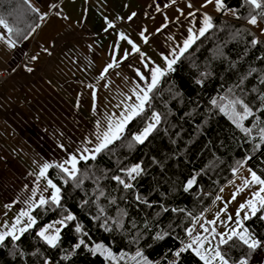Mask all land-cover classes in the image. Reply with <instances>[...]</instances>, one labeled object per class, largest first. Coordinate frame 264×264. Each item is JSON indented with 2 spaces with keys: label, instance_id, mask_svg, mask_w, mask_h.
Segmentation results:
<instances>
[{
  "label": "trees",
  "instance_id": "1",
  "mask_svg": "<svg viewBox=\"0 0 264 264\" xmlns=\"http://www.w3.org/2000/svg\"><path fill=\"white\" fill-rule=\"evenodd\" d=\"M223 2L221 12L211 17L212 27L161 75L144 110L125 125L120 139L95 159L79 160L75 179L57 167L48 169L47 179L61 189L60 206L34 208L31 216L37 223L19 240L6 237L0 243V264H144L145 259L148 264H203L191 250L175 256L189 242L187 229L244 167L264 178V34L256 29L264 26L259 14L264 0L262 9L246 0ZM253 14L256 25L249 23ZM41 16L23 0H0V18L13 28V33L4 29L15 46L40 26ZM236 100L252 110L253 115L241 121L250 133L220 111L223 107L231 114ZM236 110L242 112V106L237 104ZM150 123L155 126L145 141H135ZM136 165L142 172L131 180L127 170ZM115 176L134 187L125 189ZM69 213L76 220L61 226L57 247L37 235ZM263 214L257 212L243 223L261 246L250 249L234 238L219 247L229 264H249L259 255L264 264ZM81 239L85 244L75 248ZM98 244L103 247L94 252Z\"/></svg>",
  "mask_w": 264,
  "mask_h": 264
},
{
  "label": "crops",
  "instance_id": "2",
  "mask_svg": "<svg viewBox=\"0 0 264 264\" xmlns=\"http://www.w3.org/2000/svg\"><path fill=\"white\" fill-rule=\"evenodd\" d=\"M29 1L44 19L28 39L9 47L0 26V73L6 75L0 82V233L11 230L21 211L31 215L36 207L29 198L33 204L41 195L50 198L47 172L39 175L43 165L59 168L73 155L78 161L90 156L84 148L93 149L109 122L139 103L153 72L168 71L190 35L201 37L205 14L222 10L215 0ZM27 223L22 217L16 228Z\"/></svg>",
  "mask_w": 264,
  "mask_h": 264
},
{
  "label": "snow or ice",
  "instance_id": "3",
  "mask_svg": "<svg viewBox=\"0 0 264 264\" xmlns=\"http://www.w3.org/2000/svg\"><path fill=\"white\" fill-rule=\"evenodd\" d=\"M23 2L25 4L28 5V7L30 8L31 11L36 12L38 11V9L33 8L30 4H29V0H23ZM212 0H206V3H211ZM173 3H175V0H173ZM246 3L253 6L255 9H262V4L260 2V0H246ZM215 4H216V8L217 10H221L224 8V2L223 0H215ZM189 7H191V5H189ZM260 15L264 16V9H262V11L259 13ZM135 15V14H133ZM194 15V14H192ZM41 19H44V16L42 15L40 17ZM249 23L252 25H256L257 24V15L253 14L251 15V18L249 19ZM0 26H3V28H5L7 30L8 33H13V28L9 26V24L7 23V21L3 18H0ZM36 27H39V25H36ZM212 27L211 24V18L207 16V14H205L204 16V26L200 29L199 31V35L202 36L204 35V33ZM32 31H35V28L32 29ZM189 32H192V29H189ZM17 35H23L21 32H17ZM31 33H29L28 35H23V39H28L29 35ZM197 38L196 35H190L189 38L187 40L184 41V47L181 48L179 50V54L183 55L184 51L187 50V48L195 41V39ZM0 39H3L2 36H0ZM121 39H126V37H124L123 35H121ZM9 44V47H15V41L9 39L8 41H6ZM129 43H131V41H129ZM253 44L257 43V41L253 40L252 42ZM134 50L139 51L138 49H136L135 45H133ZM33 59H36V57H33ZM176 62L175 59L169 60L168 61V67L171 70V66ZM113 65H108V68H111ZM28 71H32L31 68L27 69ZM105 71H107V69H105ZM163 73H161L160 69H156L153 72V77H152V83L149 84L148 86V90L144 92L143 96H140L139 94H137V100L139 101L138 104H132L130 105L127 109L125 113H122V118L116 122V123H112L109 122L108 124V128L107 131L103 132L102 134H98L97 136V140L99 141L96 146L93 149H88V148H84V152L85 153H91L90 156H85V155H81L80 159L83 160H87L89 158L91 159H95L96 158V154L101 153L103 150L107 149L109 147L110 144L113 143V141L120 139V133L123 132L125 125L131 121L135 116L139 115L140 112H142L144 110V105L145 103L148 101L149 97H148V92L151 91V89L155 86V82H156V78L158 75H162ZM213 103H215V101H213ZM239 104L242 106V112H238L236 110V105ZM231 114H229L228 112L225 111V108H220L221 112H224L226 115L229 116V119H231L233 121V123L236 125L237 128H240L242 131H244L245 133H250L251 132V128H246L243 126V124L241 123V121L247 120L248 117L252 116V110L249 108V106L247 104H244L243 101L241 100H236L233 101L231 104ZM159 116L156 115L154 117V120L156 121V123L159 122ZM154 124H149L144 131L140 134V135H136L133 137V139L139 143H143L145 141V139L149 136V134L153 131L154 128ZM260 139L262 142H264V128L260 129ZM257 147H259V145H257ZM77 157L75 155H73L71 157L70 160H66L64 161V163L58 165V167L64 172L66 173L69 177L75 179L76 178V171H77ZM65 164H70L71 168L65 167ZM51 167V165L49 164H44L43 167L41 168L40 171V177H43L45 175V173L47 172L48 168ZM142 172V169L140 167V165H136L130 169L127 170V176L129 177V179L131 180H135L137 176H139ZM250 175H251V181L245 180V186H251L252 184L255 185H259V190L256 191L253 194V199H250L246 202V204H241L240 205V210L245 209V207L249 208V212L250 215L254 216L257 214V212L260 211H264V195H262V193H264V178H261V176H258L256 174V172L251 171L250 170ZM113 179H115L116 181H118L121 185H123V187L125 189H131L134 187L133 184L131 183H127L125 182V180L121 179L120 176H115L113 177ZM194 183V179L193 180H189L188 184H187V188H191L192 184ZM47 185L48 187H50L51 189H53L54 191L52 192L51 196L49 199H46L43 195H41L39 197V202L37 204H33L31 202V198H29V205L30 207H41L47 204H52L55 206H60L61 204V189L59 187H57L51 179H49L47 181ZM47 190V189H45ZM35 191H33L32 195L33 197L35 196ZM236 193L233 194V199H235L236 197ZM137 199H140L139 197H137ZM217 199H219V197H217ZM240 210L237 211L236 215L237 217L240 216ZM249 214H246L243 219L247 220L250 218ZM22 217H27L28 218V223L26 226L19 228V233L22 235L23 233L27 232L31 227H33L37 222L36 220L30 215L29 211H21L19 217L16 218L15 222L12 225L11 230L0 233V243H3V241L5 240L6 237H12L13 240H19L20 239V235L16 234V226L18 224L21 223V218ZM260 218H264V217H260ZM198 219V218H197ZM232 217H229V220H231ZM76 220V216L69 213L67 215H65L62 219L57 220L55 223L59 224L63 227H67V223L66 222H70V221H75ZM209 223H215V221H211ZM236 223L242 224L241 220H237ZM54 228V234H48L49 229H53ZM201 228H203V230L205 232H208L209 230L207 228L204 227L203 224H201ZM76 232H81V227L79 225L76 226L75 228ZM193 228H189L187 229V235L191 238V242L184 244L178 251L175 252V256L176 257H180L181 253H184L186 251H193L199 258L200 260L203 261V264H213V261L215 260H219L220 264H228V260L225 258V255L222 254V252L219 250V246L220 245H224L227 244L230 240H233L234 238H238L243 244L247 245L248 248L250 249H255L259 246H261V242L256 240V239H252L250 237V234L246 233V230H238L236 228H232L230 229V234H220L219 237V244L214 246L212 249H207L205 248V241H207V237H202L201 234L197 233L196 235H193ZM212 232H215V229H212ZM37 235L39 237H41L49 246L55 248L58 246V243L61 240V228H57L55 227L54 224H49L46 227L42 228ZM225 235H227V238H225ZM85 244V241L83 239L79 240L78 243L75 244V248H80L82 245ZM102 245H96L95 249H93L94 252H98L102 249ZM203 249V250H202ZM109 256H112V254L109 252L108 253ZM137 256H142L141 253H137ZM68 257H65V259H67ZM144 264H148L147 260L145 259ZM239 264H247L246 260H241L239 262Z\"/></svg>",
  "mask_w": 264,
  "mask_h": 264
},
{
  "label": "rangeland",
  "instance_id": "4",
  "mask_svg": "<svg viewBox=\"0 0 264 264\" xmlns=\"http://www.w3.org/2000/svg\"><path fill=\"white\" fill-rule=\"evenodd\" d=\"M256 26H257L256 27L257 31L263 36L264 26H261L260 24ZM250 170L251 169L244 167L233 179H231L228 183H226L216 195L211 206L198 219V221L196 222V224H198V227L201 224H203L204 227L209 230L208 232H205L203 229H201L202 231H199L196 229L197 228L196 224L194 225L193 227V229L195 230L194 233L196 232V234L197 233L201 234L202 237H207V241H205V248L212 249L214 246L218 245L220 234H230V229L232 228H236L238 230H246L243 227V223L246 221L243 219V217L246 214L250 215V212H249L248 207H245V209L240 210V205L246 204L248 200L253 199V194L256 191H258L260 187L259 185H255V184H252L251 186H245V183H244L245 180L251 181ZM234 193L237 194L235 199H233ZM262 195H264V193H262ZM217 197H219V199H217ZM238 210H240L239 217H237L236 215ZM229 217H232V219L229 220ZM251 217L252 215H250V218ZM263 217H264V214H263ZM237 220H241L242 224L238 225L236 223ZM211 221H215V223L214 224L209 223ZM53 224L55 225V227L61 228V225L56 224V223H53ZM213 228L215 229L214 233L212 232ZM16 229H19V228H16ZM246 233L250 234L248 233L247 230H246ZM48 234H54V228L49 229ZM17 235H21V234L19 233ZM250 237L254 239L251 234H250ZM225 238H227V235H225ZM260 259H261V256L259 255L255 259V261L252 260V262L249 264L261 263ZM46 264H52V263L47 262ZM213 264H220V262L219 260H215L213 261Z\"/></svg>",
  "mask_w": 264,
  "mask_h": 264
},
{
  "label": "built area",
  "instance_id": "5",
  "mask_svg": "<svg viewBox=\"0 0 264 264\" xmlns=\"http://www.w3.org/2000/svg\"><path fill=\"white\" fill-rule=\"evenodd\" d=\"M32 68V60L26 58L23 62V70L25 73H29L27 69ZM6 79V75L4 73H0V82Z\"/></svg>",
  "mask_w": 264,
  "mask_h": 264
},
{
  "label": "water",
  "instance_id": "6",
  "mask_svg": "<svg viewBox=\"0 0 264 264\" xmlns=\"http://www.w3.org/2000/svg\"><path fill=\"white\" fill-rule=\"evenodd\" d=\"M190 190V188H187V185L185 186V191H189ZM262 254H263V256H264V248L262 249ZM252 264H261V263H252Z\"/></svg>",
  "mask_w": 264,
  "mask_h": 264
}]
</instances>
